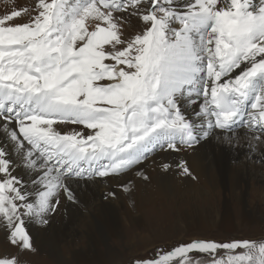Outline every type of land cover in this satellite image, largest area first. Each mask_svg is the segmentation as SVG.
I'll return each instance as SVG.
<instances>
[{
  "label": "snow or ice",
  "instance_id": "obj_1",
  "mask_svg": "<svg viewBox=\"0 0 264 264\" xmlns=\"http://www.w3.org/2000/svg\"><path fill=\"white\" fill-rule=\"evenodd\" d=\"M241 136L264 143V0H31L0 14V227L19 251L81 182L148 180L153 153ZM160 167L192 176L184 159ZM134 264H264V239H196Z\"/></svg>",
  "mask_w": 264,
  "mask_h": 264
},
{
  "label": "bare ground",
  "instance_id": "obj_2",
  "mask_svg": "<svg viewBox=\"0 0 264 264\" xmlns=\"http://www.w3.org/2000/svg\"><path fill=\"white\" fill-rule=\"evenodd\" d=\"M30 2L31 0H20L19 5L22 7ZM245 141L246 138L241 136L229 145L212 137L202 146L182 152L179 155H166L159 151L153 153L152 157L140 168L149 177L148 180L136 176L133 172L127 177L81 182L78 188V197L79 200H85L87 209L84 210L83 207L76 206L75 209L66 211L68 212L67 215L64 213L52 215L50 220L56 219L58 224L51 229L47 226L48 230L47 228L46 230L42 229V226L38 224H30L29 230L33 235L35 252L37 250L43 251L55 261L62 260V262L65 261L64 263L69 261L70 253L74 260L79 263L114 259L118 255L115 249L107 245L105 237L94 234L98 233V229L94 230L98 224L102 225L108 234L117 235L121 232L120 218L123 216L130 222L128 225L134 226L142 223V218L145 220L146 211L150 210L151 207L159 209V207L165 206L173 210V205L180 202L178 204H182L181 209H184V206H192V202L195 203L204 198L211 200L213 195L206 190L218 189L221 186L228 189L230 194L241 203L246 202V192H239L238 182L250 174L257 181L264 182V143L258 144L255 151H249ZM252 143L255 144L256 142L253 141ZM180 159L187 161V166L195 179L192 176L178 174L175 168L164 171L160 167L161 161L174 162ZM129 180L132 182V191L125 192L121 185L127 184ZM187 191L195 192L197 194L195 199L182 197L183 192ZM111 192H114L115 195H109ZM67 204L69 207L68 202H65L63 206ZM202 211V208H197L193 214H209L207 211ZM256 212L253 208L248 209L246 214L255 215ZM229 218V216L220 218L222 228L231 226V223H228ZM202 222L200 217L191 225L202 227ZM207 222V226H212L213 223ZM77 226H80L79 230ZM80 229H84V234L89 238V242L83 241L87 250L81 248L80 242H76ZM6 244L8 241L5 230L0 227V256L6 255ZM61 248L65 251L68 250L67 253L64 252L65 254L61 255ZM35 255L38 253L36 252Z\"/></svg>",
  "mask_w": 264,
  "mask_h": 264
},
{
  "label": "rangeland",
  "instance_id": "obj_3",
  "mask_svg": "<svg viewBox=\"0 0 264 264\" xmlns=\"http://www.w3.org/2000/svg\"><path fill=\"white\" fill-rule=\"evenodd\" d=\"M19 3L20 0H0V14L14 7H20ZM238 185L240 188L239 192H246V202L244 203H241L230 194L228 189H224L225 187L221 186L218 187V189L206 190L209 194L213 195L211 200H209V198H204L198 202H192V206H184V209H181L182 204H178L180 202L173 203V210L165 206L159 207V209L151 207L150 210L148 209L146 211L145 220L142 218V223L134 226L128 225L130 222L123 216L120 218L123 227L122 224H120L121 232L117 235L108 234L107 230L102 225H96L94 230L98 229V233L96 232L94 234L105 237L108 243L107 245L113 247L118 253L114 259L108 258L104 261L91 260L79 263L74 260L70 253L68 257L69 261L64 263L65 261L62 262V260L55 261L54 258L49 256V254H44L45 252L43 251L37 250L36 252L38 255H35V251H29L30 253L28 251L21 252L9 242L6 244L5 252L6 255H18L21 264H134V261L137 259L154 257L158 249L168 251L177 245L186 244L196 239L216 242L264 239V182L257 181L252 174H250L248 177L239 180ZM183 194L185 195L182 196L184 198H194L197 195L193 191L183 192ZM85 203L84 199L78 200L76 204L69 203V207L68 204L63 206L64 208L61 207L57 213L66 214L68 213L66 211L75 209L76 206H81L85 210L87 209ZM197 208H202V212L207 211L209 214H193V211ZM253 208L257 211V214H246L248 209ZM225 216L230 217L229 222H227L231 223V226L222 228L220 218H224ZM200 217L203 221L202 227L198 225L192 226L191 224ZM207 220L209 221L207 222ZM206 222L209 224L211 222V224H213L212 226H207ZM49 224L47 226L51 229L54 225H57L58 222L56 219H51ZM47 226H42V229L46 230L47 228L48 230ZM77 228L79 230L80 226H77ZM29 231L31 233V230ZM83 241L89 242V238L84 234V229H80L77 234L76 242H80L81 248L87 250ZM103 249L105 248L103 247ZM61 251V255H64L68 250L65 251L61 248Z\"/></svg>",
  "mask_w": 264,
  "mask_h": 264
}]
</instances>
